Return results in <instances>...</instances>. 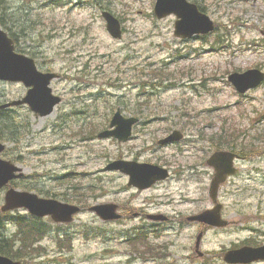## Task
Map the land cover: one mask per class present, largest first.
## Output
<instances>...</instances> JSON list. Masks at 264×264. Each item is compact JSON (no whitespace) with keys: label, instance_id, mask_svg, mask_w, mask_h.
Segmentation results:
<instances>
[{"label":"rangeland","instance_id":"rangeland-1","mask_svg":"<svg viewBox=\"0 0 264 264\" xmlns=\"http://www.w3.org/2000/svg\"><path fill=\"white\" fill-rule=\"evenodd\" d=\"M195 1L217 29L180 39L175 16L154 15L156 0H0L9 27L2 28L20 53L60 75L52 88L62 98L48 117L27 108L0 114V126L22 134L17 142L0 137L7 146L2 158L25 173L12 186L82 208L70 224L44 219L57 230L61 226L71 242L45 235L20 251L24 264H227V252L264 244V82L239 94L228 81L233 72H264V0ZM103 11L122 23L120 40L107 32ZM23 94L19 85L0 82L3 104ZM118 110L140 120L132 138L99 137L111 130ZM174 131L184 139L158 145ZM218 150L240 156L237 174L219 192L230 225L192 226L189 216L213 208L214 171L206 161ZM120 160L158 165L170 177L138 191L125 174L107 169ZM7 189L0 191V213ZM110 203L120 206V220L103 221L89 210ZM141 211L171 221L154 225L145 217L140 223L135 214ZM20 212L10 213L29 214ZM5 226L1 242L12 237L18 250L17 224L9 220ZM137 231L145 241L130 240ZM203 232L199 256L195 243Z\"/></svg>","mask_w":264,"mask_h":264},{"label":"water","instance_id":"water-1","mask_svg":"<svg viewBox=\"0 0 264 264\" xmlns=\"http://www.w3.org/2000/svg\"><path fill=\"white\" fill-rule=\"evenodd\" d=\"M154 14L158 19H165L174 15L176 17L174 35L177 38L189 39L199 35H208L215 30L214 21L204 12L200 11L197 4L189 0H156ZM102 16L106 22V29L114 39L123 37L121 22L110 12L104 11ZM264 36V32H261ZM59 78L56 73H43L37 70L35 60L25 54L16 52L14 40L0 26V81L21 82L31 87L26 97L10 103L0 105V111L19 105H28L34 115L39 118L47 117L61 104V97L54 95L51 82ZM229 82L240 94L259 87L264 82V72L259 69H250L243 73L233 72L228 77ZM140 120L135 117H125L118 110L111 120V130H107L99 137H115L119 142L127 141L132 137L133 128ZM183 139L180 131H174L168 137L160 140L159 145H168ZM6 150V144L0 142V191L8 188L5 193L4 205L1 212L26 210L32 216L38 218L50 217L57 224H69L75 216L82 212V208L62 202L54 198L40 197L30 191L16 189L11 185L12 181L24 178V169L4 160L2 153ZM237 154L229 151H217L207 161L206 165L212 168L214 176L210 183L209 197L213 203L212 209H207L200 214L187 218L190 222H198L211 228H226L230 223L222 217L223 205L219 202V192L229 178L237 174L235 166ZM108 170L120 171L129 178L128 186L139 190H147L161 181L170 177L169 171L158 165L139 163L136 161L120 160L107 166ZM118 205L99 204L90 207L103 221L120 220L122 216L118 212ZM153 221H167L168 217L162 214L149 215ZM204 233L196 238L195 251L202 256L200 251ZM224 261L228 264H251L264 261V244L259 247L245 246L238 250H232L224 255ZM0 264H22L19 261L4 256L0 253Z\"/></svg>","mask_w":264,"mask_h":264},{"label":"trees","instance_id":"trees-1","mask_svg":"<svg viewBox=\"0 0 264 264\" xmlns=\"http://www.w3.org/2000/svg\"><path fill=\"white\" fill-rule=\"evenodd\" d=\"M1 1L3 2V0H1ZM2 2L0 4V7L2 6ZM193 2L198 4L197 1H195V0ZM200 9H201V11H203V9L201 7H200ZM0 26L3 27L5 30H7L8 26L6 25L5 19L2 16H0ZM8 34L11 38H13V36L10 35V33H8ZM14 40H15V38H14ZM3 112L1 111L0 114H3ZM2 121H4V120H2ZM1 124H2V126H0V137L1 138L8 139L9 136H12L11 138H9L10 141H13V142L19 141V139L21 138V135H22L19 128L10 129L4 123H1ZM224 144L230 146L228 143H224ZM228 150H231L233 152V148H228ZM15 182L16 181L12 182L13 186H16ZM63 196H65V194H63ZM62 199L66 200L68 202L70 200V198H68V197H63ZM17 213H21V212L17 211ZM9 220H13L17 224L18 229H17L16 235L18 236V238H20L19 243L21 244L19 249L15 250L17 247L18 241L12 240V237H7L4 240V241H6L5 243L7 245H3V243L0 240V253L7 256V257H10L11 259H16V260L21 259V256H20L21 252L20 251L31 248V246H33V244L36 241H39L45 235H48L51 233H54V234L57 233L58 239L60 241H65V242H61L62 244L71 242L70 234L64 232V230L61 231V228H59L61 226H57L56 227V228H58V230H57L52 225L46 223L44 221V219L35 218L29 214L23 215V216L22 215L15 216V215L11 214L10 212L0 213V229H2L4 231L7 227V226H5V224ZM95 234L101 236V234L99 232H95ZM0 235H2V232L0 233ZM130 240H133L132 242H134V241H145L146 240L145 233L143 231H137V235H132ZM27 241H29V242H27Z\"/></svg>","mask_w":264,"mask_h":264},{"label":"flooded vegetation","instance_id":"flooded-vegetation-1","mask_svg":"<svg viewBox=\"0 0 264 264\" xmlns=\"http://www.w3.org/2000/svg\"><path fill=\"white\" fill-rule=\"evenodd\" d=\"M16 51L20 53V50H19L18 45H16ZM36 65H37V64H36ZM37 68H38L39 71L44 72V73H49V72H50V71H48V70H43V69H42L41 67H39L38 65H37ZM59 76H60V75H59ZM6 83H7V84H16V85H19L20 87H22V88L24 89V94H23L22 96H20L19 98L14 99V100H20V99H23L24 97L27 96V94L29 93V90H31V87H27V86H25V85L22 84V83H16V82H6ZM52 84H53V82H52ZM52 89H53V88H52ZM53 93H54V90H53ZM0 99H1V98H0ZM2 104H3V103L0 101V105H2ZM16 108H27V109L31 112V109H30V107H29L28 105H19V106L10 107V108L7 109L6 111L13 112L14 110H16ZM31 113H32V112H31ZM119 207H120V206H119ZM148 216H149V214H144L142 211L139 212V213H136V214H135V217H137V220H139L140 223H144V222H145V217H146V219L149 221ZM43 219H48V218H43ZM186 220H187V219H186ZM169 221H171V218H169L167 222H169ZM150 222H151L152 224H154V225H158V224H167V222H160V221H150ZM188 222H189V221H188ZM189 223H190V225H192V226H199V227H201L200 224L197 223V222H189ZM141 244H142V243H141ZM159 244L161 245V248L166 247L167 249H170L171 246H172V244L169 243V242H166V244H164V242H159ZM133 248L140 250L141 247H140V246H135V247H133ZM142 249L145 250V249H153V248L144 245V246H142ZM16 261H18V260H16ZM21 263L24 264L23 261H21Z\"/></svg>","mask_w":264,"mask_h":264}]
</instances>
